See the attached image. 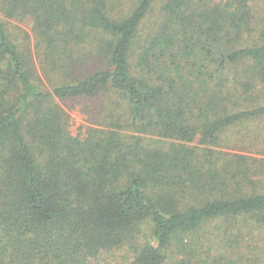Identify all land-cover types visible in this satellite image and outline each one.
Returning a JSON list of instances; mask_svg holds the SVG:
<instances>
[{"label": "trees", "instance_id": "trees-1", "mask_svg": "<svg viewBox=\"0 0 264 264\" xmlns=\"http://www.w3.org/2000/svg\"><path fill=\"white\" fill-rule=\"evenodd\" d=\"M262 118L264 0H0V264L223 261L264 166L217 147Z\"/></svg>", "mask_w": 264, "mask_h": 264}, {"label": "rangeland", "instance_id": "rangeland-1", "mask_svg": "<svg viewBox=\"0 0 264 264\" xmlns=\"http://www.w3.org/2000/svg\"><path fill=\"white\" fill-rule=\"evenodd\" d=\"M13 22L29 30L31 28V22L28 18L22 21L17 19ZM36 60L38 62V59ZM61 105L70 116L69 129L71 134L80 137L85 136L87 128L91 126L93 122L90 120L89 115L84 112L83 105L74 101H69L67 103L63 102ZM225 145H228V148L225 147ZM217 148L231 153L247 154L249 156L258 158V160H261L260 162H262L261 164L264 166V118L259 119L247 126L241 125L227 129L223 134L222 146ZM263 174L254 176L253 179H260L262 183H257V186H262L264 189ZM213 226L214 225H211L210 227ZM219 235L220 232H218L217 229L214 232V236L211 237L212 241H208L210 251L205 252V255L218 256V254L224 250V253L227 254V258L223 261H192L193 264H264V246H262L264 244V231L261 229H256L251 233L246 232L242 234L239 232H228V238L234 241L235 244L226 245L224 248H222L219 243L220 238L223 236L218 237ZM237 236H239V239H236ZM202 239H205L206 241V238ZM119 252H117V255H121V253L123 254L124 250ZM185 254L186 251L184 250L183 252H180L178 256L182 258L185 256ZM172 262H174V264H180L182 261H170V263ZM186 264L191 263L186 261Z\"/></svg>", "mask_w": 264, "mask_h": 264}]
</instances>
